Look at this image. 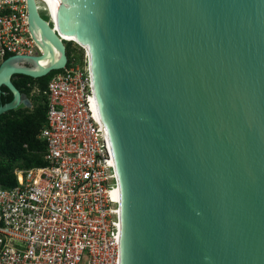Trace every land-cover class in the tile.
<instances>
[{"label": "water", "instance_id": "water-1", "mask_svg": "<svg viewBox=\"0 0 264 264\" xmlns=\"http://www.w3.org/2000/svg\"><path fill=\"white\" fill-rule=\"evenodd\" d=\"M26 4L40 52L0 61V114L32 107L16 75L66 66L60 37L86 50L118 264H264V0ZM43 48L56 54L45 66Z\"/></svg>", "mask_w": 264, "mask_h": 264}, {"label": "built area", "instance_id": "built-area-1", "mask_svg": "<svg viewBox=\"0 0 264 264\" xmlns=\"http://www.w3.org/2000/svg\"><path fill=\"white\" fill-rule=\"evenodd\" d=\"M39 52L26 0H0V61ZM42 93L46 164L16 169L17 183L0 186V264H118L112 157L84 48Z\"/></svg>", "mask_w": 264, "mask_h": 264}, {"label": "trees", "instance_id": "trees-1", "mask_svg": "<svg viewBox=\"0 0 264 264\" xmlns=\"http://www.w3.org/2000/svg\"><path fill=\"white\" fill-rule=\"evenodd\" d=\"M42 16V15H41ZM48 19V15L42 16ZM65 42V41H64ZM67 65L71 57L80 60L83 50L71 47V41L65 42ZM5 55L4 58L8 57ZM61 70H52L47 75L33 78L16 75L12 82L18 90L31 100V108L8 110L0 114V186L9 188L17 183L16 169L43 166L45 144L37 135L45 122L46 98L42 93L50 77ZM37 88L39 91H35ZM12 99L10 90L1 86L0 105Z\"/></svg>", "mask_w": 264, "mask_h": 264}, {"label": "bare ground", "instance_id": "bare-ground-1", "mask_svg": "<svg viewBox=\"0 0 264 264\" xmlns=\"http://www.w3.org/2000/svg\"><path fill=\"white\" fill-rule=\"evenodd\" d=\"M37 34H38V31H37ZM65 38L66 40H73L75 41V39L73 37H63ZM56 57V54L54 53H49L48 50L46 48H43V56L42 58L40 59L39 63L42 65V66H45L47 65L49 62H51L52 60H54Z\"/></svg>", "mask_w": 264, "mask_h": 264}, {"label": "rangeland", "instance_id": "rangeland-1", "mask_svg": "<svg viewBox=\"0 0 264 264\" xmlns=\"http://www.w3.org/2000/svg\"><path fill=\"white\" fill-rule=\"evenodd\" d=\"M71 47L74 48L75 50H79V49L83 50V48L78 43H76L74 41H71Z\"/></svg>", "mask_w": 264, "mask_h": 264}]
</instances>
